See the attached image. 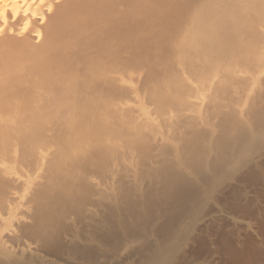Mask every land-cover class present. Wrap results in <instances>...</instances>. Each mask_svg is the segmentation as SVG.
<instances>
[{
	"label": "rangeland",
	"instance_id": "1",
	"mask_svg": "<svg viewBox=\"0 0 264 264\" xmlns=\"http://www.w3.org/2000/svg\"><path fill=\"white\" fill-rule=\"evenodd\" d=\"M254 4L243 23L152 30L162 37L135 71L139 118L120 114L140 100L104 71H50L9 96L26 129L14 146L0 136L11 178L0 172V264H264V0Z\"/></svg>",
	"mask_w": 264,
	"mask_h": 264
},
{
	"label": "bare ground",
	"instance_id": "2",
	"mask_svg": "<svg viewBox=\"0 0 264 264\" xmlns=\"http://www.w3.org/2000/svg\"><path fill=\"white\" fill-rule=\"evenodd\" d=\"M253 1L0 0V107L7 111H0V136L12 142L26 129V112L17 105L11 106L9 96L41 84L50 71H104V83L128 90L132 99L142 102L138 105L127 100L116 106L123 111L118 110L120 114L132 110L129 113L137 118L140 110L143 113L145 109L141 108L144 101L139 96L135 71H142L140 63H151V39L162 37L152 30L177 25L243 23L240 19L245 13L258 8L251 5ZM238 7L243 9L235 12ZM145 17L148 22L142 24ZM204 26L209 25L199 26L194 33ZM117 27L127 29L125 38L108 41V35ZM121 71L130 72L126 75ZM182 76L185 79L186 75ZM186 81L192 86L190 80ZM45 158L41 152L40 159ZM4 162H0L1 176L9 179ZM11 198L19 199L18 193L13 192Z\"/></svg>",
	"mask_w": 264,
	"mask_h": 264
}]
</instances>
